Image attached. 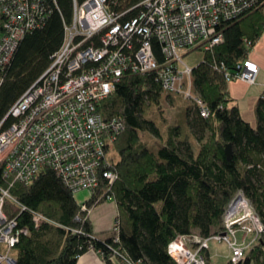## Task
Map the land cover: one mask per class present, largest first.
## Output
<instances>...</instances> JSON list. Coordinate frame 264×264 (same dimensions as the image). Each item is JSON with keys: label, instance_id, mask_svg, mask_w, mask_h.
Here are the masks:
<instances>
[{"label": "trees", "instance_id": "trees-1", "mask_svg": "<svg viewBox=\"0 0 264 264\" xmlns=\"http://www.w3.org/2000/svg\"><path fill=\"white\" fill-rule=\"evenodd\" d=\"M143 1L111 0L110 8L125 12L123 20H130L138 16ZM48 3L46 24L28 33L11 62L0 69V122L47 71L65 41L75 0ZM222 29L224 42L207 52L194 70L196 90L211 108L208 117L202 116L194 103V110L184 104L179 118L162 134L156 121L146 116L150 107L160 108L164 98L154 74L126 72L98 105L105 119L123 117L126 129L114 144L120 159L112 167L119 179L110 185L101 178L85 203L87 211L50 168H44L29 184L14 183L12 195L26 206L19 224L29 230L16 247L17 264H77L90 249L99 251L108 264H118L116 260L122 264H178L168 252L169 244L181 235L208 238L223 231L224 214L240 191L253 201L264 224V93L256 106L255 127L242 118L228 82L214 70L216 62H224L232 70L238 60L250 56L264 34V12L244 14L226 22ZM153 43L161 57L159 42ZM13 121L9 117L4 127ZM184 130L195 136L197 151L188 137L180 138ZM143 132L164 142L154 149L143 139ZM228 144L233 147L231 159L226 153ZM109 200L119 207V241L114 231L110 238H99L89 217L91 209ZM36 212L48 220L37 225ZM255 263L264 264V232L236 264Z\"/></svg>", "mask_w": 264, "mask_h": 264}, {"label": "built area", "instance_id": "built-area-1", "mask_svg": "<svg viewBox=\"0 0 264 264\" xmlns=\"http://www.w3.org/2000/svg\"><path fill=\"white\" fill-rule=\"evenodd\" d=\"M110 3L75 0L73 21L66 24L65 41L50 67L0 122V264H17L12 253L29 231L19 224L26 206L12 195L14 183L29 184L50 168L74 193L88 189L93 194L101 178L110 185L119 179L108 154L126 129L125 119H105L98 105L126 72L154 74L164 93L182 95L208 117L211 108L195 87L196 67L185 61V55L196 49L212 52L224 42L226 22L264 11V0H144L137 17L123 20L125 12H114ZM48 5V0H0V69L11 62L28 33L46 24ZM154 40L161 46V57ZM214 70L228 83L255 84L260 67L249 56L238 60L235 69L216 62ZM9 117L14 121L4 127ZM82 209L87 211V205ZM47 220L34 213L37 225ZM223 227L208 238L181 235L169 244L168 252L178 264H212L203 251L210 249L211 241L227 242L230 264L241 261L264 232L244 191L228 206ZM113 231L119 241L117 219ZM239 232L255 237L247 245L239 241Z\"/></svg>", "mask_w": 264, "mask_h": 264}, {"label": "crops", "instance_id": "crops-1", "mask_svg": "<svg viewBox=\"0 0 264 264\" xmlns=\"http://www.w3.org/2000/svg\"><path fill=\"white\" fill-rule=\"evenodd\" d=\"M250 58L257 62L260 67L257 82L255 84H249L242 80L232 81L227 84V89L231 97L235 99V104L239 106L242 118L257 127L258 117L256 106L264 93V34L250 53ZM118 214L119 207L115 200H109L89 211V217L93 222L95 233L99 238L107 239L113 236V229ZM205 253L209 255L212 261L216 256H221L220 253H213L212 245ZM116 261L118 264H122L120 261ZM77 264L108 263L99 251L90 249L79 257Z\"/></svg>", "mask_w": 264, "mask_h": 264}, {"label": "rangeland", "instance_id": "rangeland-1", "mask_svg": "<svg viewBox=\"0 0 264 264\" xmlns=\"http://www.w3.org/2000/svg\"><path fill=\"white\" fill-rule=\"evenodd\" d=\"M264 12V11H263ZM206 51L202 49H196L189 54L185 55V61L191 66V67H197L200 65L202 62H204L206 58ZM164 98L163 102L161 104L160 108H157L156 106H152L148 109L146 112V116L149 119H153L156 121V123L159 125L161 128L162 134L166 135L168 126L175 121L176 118H179L180 116V107L184 104H190L193 106V102L190 100H187L183 96H178V95H170L167 93H163ZM194 110V106L192 108ZM189 134V135H188ZM143 139L148 142V144L154 148L157 149L158 147L161 146V144L164 142V140L157 135L150 133V132H143L142 133ZM188 137V140L191 141L194 150L197 151L199 144L196 141L195 136L193 133L188 131H182L181 134V139ZM233 151V147H232ZM109 158L112 159L114 162H117L120 159V156L117 152V150L112 146L110 148V152L108 154ZM75 199L77 202L82 205L85 204L92 196V193L88 189H83L80 191L75 192ZM255 235L254 234H246L245 232H239L238 238L240 242H245L247 245L254 239ZM261 237V235H260ZM259 240V239H258ZM257 240V241H258ZM255 241V243L257 242ZM253 243V244H255ZM244 244V243H243ZM212 245L213 248V253H220V257H215L213 261L207 255L205 252L207 250H204L203 253L208 256L210 259V262L212 264H230V258L232 256V250L230 249V246L227 242H218V241H212L210 242V246ZM252 245V244H251ZM251 247V246H250ZM12 255L14 257L18 256V251L14 250ZM256 264V263H255Z\"/></svg>", "mask_w": 264, "mask_h": 264}, {"label": "water", "instance_id": "water-1", "mask_svg": "<svg viewBox=\"0 0 264 264\" xmlns=\"http://www.w3.org/2000/svg\"><path fill=\"white\" fill-rule=\"evenodd\" d=\"M226 153H227V155H228V158L231 159V157H232V155H233L232 144H228V145H227Z\"/></svg>", "mask_w": 264, "mask_h": 264}]
</instances>
